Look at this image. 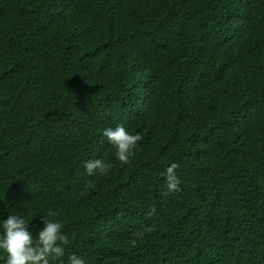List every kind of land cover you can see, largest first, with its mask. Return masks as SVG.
Masks as SVG:
<instances>
[{
  "label": "trees",
  "instance_id": "obj_1",
  "mask_svg": "<svg viewBox=\"0 0 264 264\" xmlns=\"http://www.w3.org/2000/svg\"><path fill=\"white\" fill-rule=\"evenodd\" d=\"M118 124L142 136L123 165ZM11 214L62 223L51 264H264V0H0Z\"/></svg>",
  "mask_w": 264,
  "mask_h": 264
},
{
  "label": "clouds",
  "instance_id": "obj_2",
  "mask_svg": "<svg viewBox=\"0 0 264 264\" xmlns=\"http://www.w3.org/2000/svg\"><path fill=\"white\" fill-rule=\"evenodd\" d=\"M102 135L115 147V158L121 165L129 162L133 149L142 141L139 132L132 134L122 124L104 128ZM112 167L111 163L99 158L89 159L84 164L88 176L107 174ZM178 167L172 162L165 170L166 194L181 190L176 173ZM54 215L50 210L48 216ZM41 224L34 236L30 222L24 216L11 214L6 219L0 218V255L4 257V264H51L52 260L64 256L62 223L41 216ZM68 264H86V261L82 256L72 254L68 257Z\"/></svg>",
  "mask_w": 264,
  "mask_h": 264
}]
</instances>
